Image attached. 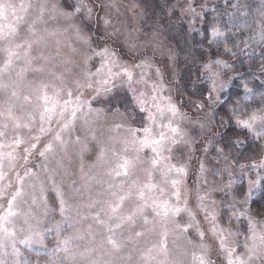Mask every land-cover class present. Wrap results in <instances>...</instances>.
I'll list each match as a JSON object with an SVG mask.
<instances>
[{
	"label": "clouds",
	"instance_id": "clouds-1",
	"mask_svg": "<svg viewBox=\"0 0 264 264\" xmlns=\"http://www.w3.org/2000/svg\"><path fill=\"white\" fill-rule=\"evenodd\" d=\"M0 264H264V0H0Z\"/></svg>",
	"mask_w": 264,
	"mask_h": 264
}]
</instances>
